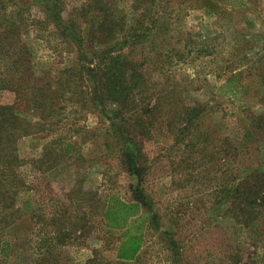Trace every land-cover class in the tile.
I'll return each instance as SVG.
<instances>
[{
  "label": "rangeland",
  "instance_id": "obj_1",
  "mask_svg": "<svg viewBox=\"0 0 264 264\" xmlns=\"http://www.w3.org/2000/svg\"><path fill=\"white\" fill-rule=\"evenodd\" d=\"M104 16L113 31L86 30ZM14 35L0 51V264H264V207L253 231L234 217L237 181L264 172V0H2L0 46ZM115 57L135 72L124 108L103 96ZM196 106L202 127L181 119ZM133 189L147 205L142 245L121 261L101 213Z\"/></svg>",
  "mask_w": 264,
  "mask_h": 264
},
{
  "label": "trees",
  "instance_id": "obj_2",
  "mask_svg": "<svg viewBox=\"0 0 264 264\" xmlns=\"http://www.w3.org/2000/svg\"><path fill=\"white\" fill-rule=\"evenodd\" d=\"M2 0H0L1 2ZM10 0H8L9 2ZM42 0H34V3L40 4ZM208 1V0H204ZM208 3V2H206ZM205 3V4H206ZM41 6L45 9H49L52 12L51 19L54 20L56 25L58 26V33L59 35L64 38L70 40V42H78L77 35H75L74 32V25L71 21L69 22H62L59 17V11L58 6L54 4H50L47 7L46 1ZM93 19V18H92ZM99 18H96L94 21H87V31H95V34H100L102 29L108 27L107 31H113L114 30V23L111 22L108 24L107 17H102L101 21H98ZM111 21V20H110ZM108 24V26H107ZM10 28L16 30L18 28V23H11ZM13 30V31H14ZM5 34V33H4ZM7 35V34H6ZM15 36L12 37V41L8 43V41H4V43H1L0 51L2 50H9L11 45L15 43L16 39ZM14 38V39H13ZM97 41H101V37H97ZM1 42V41H0ZM3 42V41H2ZM122 44H125V41H122ZM0 64H6L1 63ZM132 64L131 62L127 61V59L121 58L120 60L115 57L111 58L105 65V71L101 73V77L104 78L106 85L104 84V91L103 96L106 98L104 99L106 103L112 102L115 104H123L122 108H124L129 103H125V99H127L128 95H131V92H133V87H131L129 84L135 83L134 81L128 82L125 79V75H129V79H133V76L135 72L133 73L132 70ZM139 74L135 75V78H139ZM126 80V81H125ZM99 83V81H98ZM225 86L230 91L231 89L236 90V86L232 83V78L229 77L225 81ZM6 83L2 79H0V90L3 89V86H5ZM136 86H134L135 88ZM231 92V91H230ZM128 101H132L129 99ZM132 104V103H131ZM130 104V105H131ZM32 105V104H29ZM33 106V105H32ZM144 112H151L158 111L160 107L156 105H151L149 107V104L143 105ZM201 108L199 106H196L195 108H192L188 111H185L183 113V117H181L182 120H184L187 124L189 123L190 126H195L194 119L198 118V125L201 123V127L203 124V116L200 115ZM4 112H7L9 115H13V107H3ZM11 110V111H10ZM186 112V113H185ZM10 115V117H11ZM165 118V115H163ZM155 118H149L146 123L143 121H136L137 125L140 126V129H147L150 130V126H153L155 122ZM161 122L162 118L160 119ZM257 122L263 121L261 117L256 120ZM159 122V121H158ZM160 122V123H161ZM170 122V121H169ZM168 122V123H169ZM254 122V120H252ZM145 128V129H144ZM207 130V126L203 127V130ZM117 131L122 134L123 129L121 131L117 128ZM249 131L244 130V136ZM148 133V132H147ZM119 135V139L121 140L123 137H120L122 135ZM124 144V148L121 151V156L123 159V162L126 165V169L129 173H133L137 176L138 169L134 166L137 162V158L139 156V152L135 150V144L130 138H124L122 140ZM242 141H240V144ZM64 149L63 154H69L70 151L75 148L71 143H63ZM236 202L235 205H237L236 215H234L236 222L240 223L242 227H244L247 231H253L257 226L259 207H264V172H251L245 177L239 179L236 183ZM133 200L131 202H124L120 200L116 195L111 194L108 195L104 201L103 206V212L101 213V220L103 222V226L105 230L108 232H118L119 236V243L115 249V258L121 261H131L136 256L137 252L139 251L141 245H142V227L145 223V211H143V208H147L146 202L144 200V197L139 191H136L135 189L132 190ZM244 206V207H242ZM3 249V247L1 248Z\"/></svg>",
  "mask_w": 264,
  "mask_h": 264
}]
</instances>
